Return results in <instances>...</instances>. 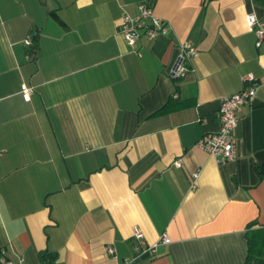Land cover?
Instances as JSON below:
<instances>
[{"label":"crops","instance_id":"obj_1","mask_svg":"<svg viewBox=\"0 0 264 264\" xmlns=\"http://www.w3.org/2000/svg\"><path fill=\"white\" fill-rule=\"evenodd\" d=\"M143 1L169 32L129 46L120 20ZM250 14L264 19V0H0V255L121 264L136 226L147 246L171 242L132 264H244L249 226H264V38ZM183 43L197 55L173 80ZM248 74L236 159L218 165L196 142Z\"/></svg>","mask_w":264,"mask_h":264},{"label":"built area","instance_id":"obj_2","mask_svg":"<svg viewBox=\"0 0 264 264\" xmlns=\"http://www.w3.org/2000/svg\"><path fill=\"white\" fill-rule=\"evenodd\" d=\"M246 25L249 32L256 38L255 46L259 47L264 38V19H258L256 15L250 14L246 17ZM168 32V24L154 14L153 4L149 1H143L137 5V14L135 16L124 14L120 20V33L129 46H134L140 37L154 41ZM24 45L26 47L32 45L31 36L24 40ZM196 55V49L192 44H180L175 63L169 71L170 77L173 80L183 78L190 71L191 61ZM242 84L243 87L240 91L220 100L219 109L216 113L219 130L215 133L203 135L196 142V147L206 152L218 165L235 161V131L239 124L238 110L251 102L257 90V84L251 74L243 77ZM20 92L24 101H29L32 89L26 84H22ZM3 153L4 151L0 150V157ZM175 165L177 167L180 166L179 161H176ZM197 176V174L193 175V179L195 180ZM194 187L193 183L192 188ZM132 239L134 242V256L131 260H126L121 264H132L141 254L154 253L160 245H168L171 242L167 233H162L155 244L147 246L142 231L136 226L132 229ZM105 250L107 255H115V249L112 246H107ZM0 264L14 263L4 255H0Z\"/></svg>","mask_w":264,"mask_h":264},{"label":"trees","instance_id":"obj_3","mask_svg":"<svg viewBox=\"0 0 264 264\" xmlns=\"http://www.w3.org/2000/svg\"><path fill=\"white\" fill-rule=\"evenodd\" d=\"M32 45L26 48L27 54L35 56L38 52V36H31ZM165 111L164 108L159 113ZM260 177L264 176V167L258 171ZM254 224L249 226L246 233L247 257L244 264H264V226L252 229ZM41 259L46 262L50 259L47 253L41 255Z\"/></svg>","mask_w":264,"mask_h":264}]
</instances>
